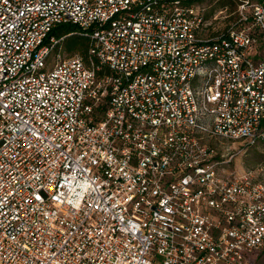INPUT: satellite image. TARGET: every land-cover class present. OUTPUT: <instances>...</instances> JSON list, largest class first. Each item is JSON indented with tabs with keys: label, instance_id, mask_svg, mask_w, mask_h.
I'll return each mask as SVG.
<instances>
[{
	"label": "built area",
	"instance_id": "obj_1",
	"mask_svg": "<svg viewBox=\"0 0 264 264\" xmlns=\"http://www.w3.org/2000/svg\"><path fill=\"white\" fill-rule=\"evenodd\" d=\"M0 0V264H264V0ZM71 24L87 56L62 59Z\"/></svg>",
	"mask_w": 264,
	"mask_h": 264
},
{
	"label": "rangeland",
	"instance_id": "obj_2",
	"mask_svg": "<svg viewBox=\"0 0 264 264\" xmlns=\"http://www.w3.org/2000/svg\"><path fill=\"white\" fill-rule=\"evenodd\" d=\"M237 2L238 0H202L196 4V7L202 11L204 18L211 22L208 35L211 37L225 33L228 29L235 26L237 21ZM66 39V38H65ZM62 59L69 58L73 55L82 56L80 53H68L64 49V40L56 50ZM83 57V56H82ZM84 58V57H83ZM231 162L229 171L247 169L257 179L264 183V153L256 149H250L244 155H237Z\"/></svg>",
	"mask_w": 264,
	"mask_h": 264
},
{
	"label": "trees",
	"instance_id": "obj_3",
	"mask_svg": "<svg viewBox=\"0 0 264 264\" xmlns=\"http://www.w3.org/2000/svg\"><path fill=\"white\" fill-rule=\"evenodd\" d=\"M76 32V27L74 25L64 24L51 30L49 36L60 38L73 33L64 39V49L70 54L76 52L80 53L85 58L87 56L88 49L91 46V39L80 36Z\"/></svg>",
	"mask_w": 264,
	"mask_h": 264
}]
</instances>
